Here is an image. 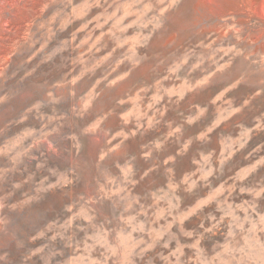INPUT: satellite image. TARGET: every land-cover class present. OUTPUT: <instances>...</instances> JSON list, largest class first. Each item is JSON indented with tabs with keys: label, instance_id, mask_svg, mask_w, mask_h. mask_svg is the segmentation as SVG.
<instances>
[{
	"label": "rangeland",
	"instance_id": "rangeland-1",
	"mask_svg": "<svg viewBox=\"0 0 264 264\" xmlns=\"http://www.w3.org/2000/svg\"><path fill=\"white\" fill-rule=\"evenodd\" d=\"M160 22L163 26L156 28ZM235 28L241 29L239 39ZM144 37L146 48L140 46ZM37 38L41 43H34ZM72 45L79 46L81 56L87 51L98 57L93 65L102 66L97 77L110 73L109 81L117 80L109 87L101 83L98 99L83 95L93 84L91 75L75 85L72 96L68 87H53L63 83L72 55L60 49ZM144 53L147 58L125 75ZM223 65L228 67L209 84L189 92L193 80ZM240 78L243 83L224 91ZM141 85L151 87L140 92ZM182 95V101L170 105ZM118 99L124 103L117 104ZM245 99L249 103L242 111L223 118ZM193 103L205 111L194 125H185L183 135L193 137V143L174 165L162 163L176 150L171 142L153 161L139 158V145L163 133V126L108 152L120 142L121 137H112L121 129L134 131L137 124L151 122L157 110L165 112L166 120L182 122L179 114L187 116ZM74 107L84 112L83 118ZM100 116L106 118L88 131ZM216 121L209 140L195 139ZM240 143L245 146L236 151ZM209 152L217 158L229 156L224 174L210 178L211 188L201 181L192 193L181 191L183 203L174 208L176 183L198 180L209 163L201 154ZM131 153L138 157L137 180L151 163L159 167L125 189L118 182L123 172L115 164ZM98 189L113 199L94 204ZM205 195L214 201L206 211L219 203L228 213L220 236L214 238L221 246L213 249L207 237L202 245L185 248L184 259L192 257L190 264H229L235 246L246 257L239 264H264V226L258 223V213L264 214V0H0V256L5 257L0 264H99L105 259L120 264L118 257L109 256L116 251L117 232L127 225L129 235L120 236L127 249L135 243L136 229L146 227L143 216L140 223L134 215L120 217L126 203L138 201L137 209L148 206V215L159 218L150 226L156 230L165 225L162 214L171 221ZM230 219L239 227L229 235ZM196 224L193 218L185 227ZM172 231H177L175 226ZM40 232L44 235L33 240ZM180 242L194 244L185 237Z\"/></svg>",
	"mask_w": 264,
	"mask_h": 264
},
{
	"label": "clouds",
	"instance_id": "clouds-1",
	"mask_svg": "<svg viewBox=\"0 0 264 264\" xmlns=\"http://www.w3.org/2000/svg\"><path fill=\"white\" fill-rule=\"evenodd\" d=\"M179 0H177V3ZM171 7V5L169 6ZM162 22L158 23L156 25V28L162 27ZM37 31H40V28H37ZM241 31L240 28L234 29V35L236 36V39H239L238 33ZM43 35V33H41ZM34 43H41V40L39 38L34 40ZM34 43H29V47H33ZM148 44V37L143 38V42L140 45L141 47H147ZM43 50V49H42ZM61 52H70L72 55L68 57V64H69V70L65 73L63 83L56 82L53 87H68L69 89V95L72 96L74 94V88L77 83L83 78H85L88 75H91L94 77L93 84L90 86L89 90L84 93L83 95L85 97L92 96V99H98L101 95V92L98 90L101 83H104L105 87H109L114 85L117 80H111L109 81V74H104L101 72V75L99 77L96 76V72L100 70L102 66H96V68H93V65L96 63V59L98 57L93 58L94 53L85 51V54L81 56V49L78 45H72L71 47H65L60 49ZM147 58V54H141L140 59H136L131 67L129 68L128 73L125 75H130L131 71L135 70L136 67H139L140 64L143 62L144 59ZM52 59L51 56L47 57L42 61V63H47ZM77 60V63L75 65H72L71 61ZM159 61L157 62V65L154 66V70L156 67L159 66ZM176 62H173L175 64ZM172 66L170 65V68ZM228 67V65H223L219 68H214L211 72H204L198 79L193 80L192 87L189 89V92H195L197 88L209 84L211 81V78L220 71L225 70ZM89 69L88 72H83L82 75L79 73L82 72L83 69ZM36 69L33 68L29 70V72L26 73V75H31ZM174 70V69H173ZM193 71L195 70V66H193ZM74 76L73 79H69L68 77ZM119 79H123V77H120ZM241 83H243V78L237 79L234 83L230 84L227 89L224 91H228L230 89H234L238 87ZM151 85H141L139 86L140 92H146ZM135 88L133 90H130V92H134ZM223 94V93H221ZM49 96L52 95L51 92L48 93ZM128 95V93H126ZM161 95H165V93H161ZM187 95V93L185 94ZM185 97L182 95L176 100H171V104H178L180 101H182ZM57 102H59V99L57 98ZM124 101L122 99L117 100V104H122ZM249 103L248 99H245L241 105L233 107L231 111L228 113L227 116L223 117L224 119H228L234 114L239 113L242 111L243 107L247 106ZM41 105L38 103L34 107H40ZM88 107H91V104L88 105ZM32 109H29L31 111ZM73 111L77 113V115L80 116V118H83L84 112L83 111H77V109L74 107ZM111 109L109 110L108 114H111ZM205 109L201 107L198 103H193L189 105V114L185 116L183 113H180L179 115L182 117V122L172 121V120H166L164 119L165 112L157 110L154 119L147 123H140L137 124L134 131H127L125 132L123 129L116 132L113 135V139L116 137H121L120 142L115 145L114 149H109L108 152L119 150L125 142L128 140L134 139L137 135L143 137L148 134L150 131L157 130L160 126H163L166 130L158 134L157 136L153 137L150 140H147L144 143H141L139 145L140 148V159H143L145 163H148L149 161H153L154 156L157 154L163 153L168 144L174 143L176 145V150L174 153L168 154L163 158L162 163L165 165H174L177 158L183 155H186L190 146L193 143V137H187L185 138L183 135L184 127L185 125L192 126L196 123L198 116L203 115ZM106 116H100L97 117L96 121L93 122L89 128L88 131L95 130L99 127L103 119H105ZM121 119L124 121V123L127 125L130 123V121L127 119V117L124 114H121ZM219 121H216V123L212 126L207 128L206 131H200L196 133L195 139L199 141H207L209 140L208 134L213 131V128L218 124ZM244 143H240L238 147L236 148V151H239L244 147ZM108 152H105L103 156L100 157V160L102 161L106 156L108 155ZM204 160H208L209 163L206 166V170L204 171L203 175H201L198 180H192L191 183H188L187 179H181V181L177 182L175 185V190L171 193L172 200H173V207L179 208V206L183 203V197L180 195V192L183 191L185 193H192L198 186L199 182H204V185L211 188V179L214 176H222L224 174L225 167L228 163L229 156H223L222 158H217L213 156L212 152L209 153H202ZM212 156V159L209 160V157ZM138 157L136 154L131 153L129 154L128 159L123 161V163H120L119 161L116 162L115 167L118 169H121L123 172V175L119 178V183L125 187V189H128L130 186H135L137 183H139L140 180L145 179L150 173L155 171L159 167V163L153 162L151 163L141 174L139 177V180L136 179V168H135V161ZM218 159V162H217ZM168 171H171L174 173V168H168ZM72 181H69L71 183ZM49 187H54V185H50ZM105 187H107V181L105 182ZM222 187V186H221ZM220 190V189H215ZM127 193H125L126 195ZM229 196H231V192H229ZM113 198L110 195L104 194L99 189L97 190L96 197L93 201L94 204L103 205V202L105 200L111 201ZM121 201L124 200V197H119ZM138 203V201H134L131 204H125L123 208L120 211V217L125 218L128 215H134L136 218L137 223H140V218L143 216V223L145 224V228L143 230L136 229L137 235L133 237L135 240V243L132 244L130 247L125 249L124 243L120 240L121 235L128 236L129 235V229L127 225L125 224L123 229L121 231L117 232V235L113 238V245L116 248L115 252L109 251V256H115L119 258L120 264H190L192 262L193 258L188 257L187 260L184 259V249L190 248V247H196L200 246L205 242V239L207 237H211V247L213 249L221 246V241L219 239H214L217 236H220V233L222 231V228L225 223V217L228 216V213L224 212L223 207L219 203H215L214 210H207L210 206H213L214 201L212 197L205 195L198 199H196L191 205H189L186 209L182 211H178L177 215L173 217L171 221H168L166 217L161 216V218L165 219V225L163 228H158L156 230H150V226L152 224H158L159 218H156L154 216L150 217L148 215L149 208L148 206L141 205L138 209L135 207V205ZM225 206H227V200L225 201ZM115 207V205H113ZM212 209V207H211ZM168 215H172L171 212L168 213ZM259 220L258 223L262 226H264V214H259ZM195 218L197 220L196 228H186L185 224L186 222L192 220ZM230 225L229 229V235L232 231H234L236 228L239 227V225L234 220L228 221ZM173 226L176 227L177 231L173 232L172 228ZM44 235L43 232H40L37 234V236L32 237L33 240L42 237ZM180 237H185L188 240H194V244H184L183 246H180ZM55 239V237H53ZM175 243L177 246L175 249H173L171 246ZM163 249L167 250V253L164 251L158 250ZM38 251H42V249H37ZM236 253H241L240 256H237ZM5 257L0 256V260H3ZM246 257L243 255L242 249L236 248L233 246L232 248V254L230 255L229 264H231V261L235 260L237 261V264H239L240 261L244 260ZM99 264H107V259L100 261Z\"/></svg>",
	"mask_w": 264,
	"mask_h": 264
}]
</instances>
